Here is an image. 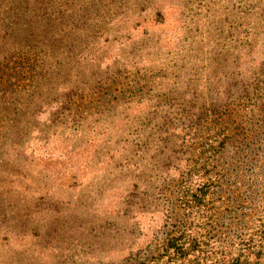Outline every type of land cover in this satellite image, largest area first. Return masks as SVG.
<instances>
[{
  "label": "rangeland",
  "instance_id": "374dc122",
  "mask_svg": "<svg viewBox=\"0 0 264 264\" xmlns=\"http://www.w3.org/2000/svg\"><path fill=\"white\" fill-rule=\"evenodd\" d=\"M239 254L264 264V0H0V264Z\"/></svg>",
  "mask_w": 264,
  "mask_h": 264
},
{
  "label": "trees",
  "instance_id": "16d2710c",
  "mask_svg": "<svg viewBox=\"0 0 264 264\" xmlns=\"http://www.w3.org/2000/svg\"><path fill=\"white\" fill-rule=\"evenodd\" d=\"M205 185H208L207 183H205ZM204 195V194H203ZM196 197H199L200 196V194H196L195 195ZM201 197V196H200ZM179 239H181V237H173V238H169V240H171L172 241V246H171V243H169V246H171L173 249V257H172V259H169L167 262H170L171 260H176L175 258H177L176 256H182L183 257V255L184 254H186L185 253V251H184V247H183V245H180V244H182V243H180V242H178L179 241ZM181 260H182V258H180ZM124 264H144L143 263V261H141L139 258H136V257H129V258H127V259H125V263ZM227 264H245V262L244 261H242V258H241V256H240V254L239 255H237L236 257H234L230 262H228Z\"/></svg>",
  "mask_w": 264,
  "mask_h": 264
}]
</instances>
